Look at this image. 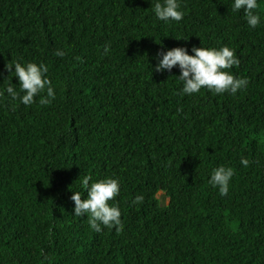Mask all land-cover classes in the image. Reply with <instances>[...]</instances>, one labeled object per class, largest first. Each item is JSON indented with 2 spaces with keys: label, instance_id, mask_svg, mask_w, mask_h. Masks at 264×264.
<instances>
[{
  "label": "trees",
  "instance_id": "1",
  "mask_svg": "<svg viewBox=\"0 0 264 264\" xmlns=\"http://www.w3.org/2000/svg\"><path fill=\"white\" fill-rule=\"evenodd\" d=\"M231 2L179 0L165 23L149 0H0V88L34 61L55 92L0 96V264H264V0L255 28ZM222 45L248 81L235 94L181 95L176 66L154 70L158 51ZM84 175L118 179L121 231L72 215Z\"/></svg>",
  "mask_w": 264,
  "mask_h": 264
},
{
  "label": "clouds",
  "instance_id": "2",
  "mask_svg": "<svg viewBox=\"0 0 264 264\" xmlns=\"http://www.w3.org/2000/svg\"><path fill=\"white\" fill-rule=\"evenodd\" d=\"M154 16L157 20L168 23L169 21H180L183 17L179 0H149ZM260 5L258 0H232V11L243 10V18L250 28H255L260 22V15L254 11ZM202 44V43H201ZM108 45H104L103 52H108ZM191 53L182 46L172 47L156 53L155 71H171L176 66L179 75L175 76L182 87L179 89L181 95L197 93L202 87L213 94L231 93L247 85L246 77H236L231 72L225 71L233 66H238L240 60L234 54L235 50L227 45L220 47L192 46ZM56 56H64L65 52L57 49ZM5 68L18 80V90L12 84H6L0 88V96L5 93L11 101L19 100V103L31 105L34 97H38L40 105L50 104L55 99V92L46 75L48 67L43 62L15 61L11 67ZM44 93V94H41ZM248 159L240 158V164L248 166ZM233 176V168L219 165L210 172L208 183L218 188L221 196L228 192V182ZM90 176L84 175L81 185L86 190V195L81 198V192L72 191L70 196L74 203V216H86L89 228L100 232L101 225L107 228L115 227L117 232L121 231L123 224L121 212L114 197L119 194L120 185L117 178L105 177L90 183ZM143 200L141 195L133 197V203ZM111 201V203H109Z\"/></svg>",
  "mask_w": 264,
  "mask_h": 264
},
{
  "label": "rangeland",
  "instance_id": "3",
  "mask_svg": "<svg viewBox=\"0 0 264 264\" xmlns=\"http://www.w3.org/2000/svg\"><path fill=\"white\" fill-rule=\"evenodd\" d=\"M157 197L160 199L162 204H168L169 203V197L166 196L165 192L163 190H160L157 193Z\"/></svg>",
  "mask_w": 264,
  "mask_h": 264
}]
</instances>
